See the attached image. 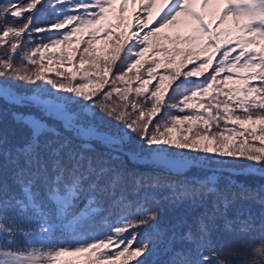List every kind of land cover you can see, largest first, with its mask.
<instances>
[{
	"label": "snow or ice",
	"instance_id": "6c2138e0",
	"mask_svg": "<svg viewBox=\"0 0 264 264\" xmlns=\"http://www.w3.org/2000/svg\"><path fill=\"white\" fill-rule=\"evenodd\" d=\"M44 3L0 0V79L71 94L72 100L56 96L60 102L55 104L40 96L36 100L59 115L79 139L96 130L77 125L76 115L66 109L69 103L83 102L85 110L98 108L121 122L124 132L103 139L114 152H124L134 134L136 150L124 152L129 159H139L145 148L156 154L168 148L200 154L192 156L191 163L183 157L176 161L187 167L211 156L245 158L253 171L240 174L264 179V0H139L153 26L136 10L137 0H49L54 18L39 25L37 13ZM50 31L55 34L45 42L42 34ZM25 42L33 46L24 48ZM57 48L58 55L52 53L45 63L46 53ZM188 65L193 66L185 70ZM199 77L204 78L191 79ZM6 95L11 94L0 85V99ZM168 110L178 114L156 119ZM25 123L28 140L11 150L0 134V158L9 159L21 192L19 197L5 195L0 181V264H150L156 244L139 229L157 221L159 212L145 206L139 208L142 216L121 215L115 223L105 217L106 231L91 229L89 221L101 211V198L115 195L123 173L108 160L86 155L90 145L77 150L67 137L58 139L60 133L43 121ZM245 133L262 146H249ZM45 134L57 139L42 143ZM111 159L120 157L113 154ZM217 181L213 174L185 182L176 198L213 195L214 209H227L236 194L230 198ZM37 182L51 208L40 198ZM240 198H255L264 205V185L259 190L242 188ZM81 199L85 203L79 207ZM10 208L17 219L8 216ZM238 222L241 232L252 227L249 220ZM226 227L231 230L230 224ZM260 227L264 233V221ZM208 237L201 218L195 233L189 228L180 236L196 245L198 259L180 250L170 264H226L219 259L223 249L214 250ZM170 239H176L175 233ZM252 252L249 264H264V236Z\"/></svg>",
	"mask_w": 264,
	"mask_h": 264
},
{
	"label": "trees",
	"instance_id": "16d2710c",
	"mask_svg": "<svg viewBox=\"0 0 264 264\" xmlns=\"http://www.w3.org/2000/svg\"><path fill=\"white\" fill-rule=\"evenodd\" d=\"M3 2L7 3V0H3ZM48 2L49 0H45L44 6L37 13L36 23L39 25H47L54 18L51 15ZM138 5L137 2L135 8L139 10ZM132 11L133 6L130 4L127 15L130 16ZM146 21L149 23V26L154 25V20L148 18V16ZM54 34V31L42 34L44 41L47 42L48 38ZM102 38L103 34L98 37L95 43V47L98 49L102 46ZM33 39L38 42L36 37ZM84 39H88V37L85 36ZM32 46L26 42L23 45L24 48ZM64 47L68 46H61V48ZM70 47H77V45L72 44ZM80 47H83V45H80ZM61 48L49 50L46 53L44 62L47 63V57L51 56L52 53L58 55ZM235 54L233 53V55ZM2 55H4V49L0 47V56ZM52 58L55 60L56 57L53 56ZM15 62L19 63L20 61L17 58ZM53 66L56 67L55 64ZM192 66L188 65L185 70L190 69ZM67 67L69 66H64V68ZM61 70L64 69L62 68ZM208 74L205 73V75ZM203 78L191 79L194 82H198L199 80H203ZM0 84L5 86L7 92L10 94L11 90L17 91L33 100L20 99L12 94L0 99V134L7 137V144L5 145L7 149L11 150L15 146L22 145L28 140L30 128L25 123V120H27L26 118H35L58 131L60 133L58 139L63 140L65 137L70 139L71 147L77 150H79L81 144L90 145L91 151H87L85 153L86 155L93 157L94 160L97 157L108 160L109 166H113L123 173L124 181L116 189L115 195L101 198V211L93 220L89 221V227L91 229L106 231L107 224L105 223V217H107V223H115L116 219L121 215H131L132 217L142 216L144 213L139 211V208L146 206L150 210H157L159 212L157 221L139 229L142 237L149 236L156 244V251L149 257L150 264H170L171 260L177 258L180 250L186 252L188 258L193 260L198 259L196 245L182 241L180 236L189 228L195 233L197 230V222L201 218L207 223L209 230L208 238L211 241L213 249H223L219 256L220 260L225 261L226 264H249L253 259L252 247L259 245L262 236H264L260 227L262 221H264V205H261L255 198L241 199L240 196L242 194V188L259 190L260 186L264 185V179L259 174L241 175V172L230 171L234 167L231 161L232 158L219 157L221 158L220 160H213V158L209 157V159L202 160L201 163H198L196 167L179 166L169 160L152 158V156L154 158L163 156L173 160L183 157L191 162L190 158L192 156L200 155L187 150L180 151L172 148H168L159 154L145 148L139 159H129L124 152L136 150L138 144L137 137L131 134V141L123 146L124 152H114V148L107 146L102 139L105 135L124 132V125L114 118L108 117L98 108L92 111L85 110L83 102L69 103L66 106L68 111L76 115L77 124L86 125V127L92 126L98 132L99 136L102 134L100 136L102 139L94 135L85 139H79L73 130L66 129L65 123L60 117L48 112L36 100V97L40 96L41 99L51 100L55 104L60 102L55 99L56 96L66 97L72 100L71 94L57 93L55 89H51L47 85L43 89H38L36 85L3 79H0ZM94 99H99V97H94ZM113 99H116V97L113 96ZM13 114L18 115L14 118ZM175 114H178L175 110H168L167 113H161L156 119H161V116L167 119L168 116ZM21 116L24 117V120L19 118ZM229 127H232V125H229ZM245 137L248 138L249 146L255 142L259 144L258 141H254L251 137H248L247 133H245ZM54 139L57 138L49 134L41 137L42 143L45 140ZM238 139L242 141L243 138L238 137ZM239 146L238 144L237 147ZM141 147H143L142 144ZM113 154L119 155L120 159L112 160L111 156ZM44 155L47 159L46 153ZM143 155L147 156L148 159L143 158ZM209 164L215 167L210 168L209 166H205ZM0 165H2L0 166V181L4 184V194L11 197L21 196L20 188L15 183L14 168L9 159L0 158ZM49 173L51 174V167H49ZM213 174L218 178L217 187L221 191L227 190L230 198L232 193L236 194L234 202L227 209L221 205L219 211L215 210L213 207V195H208L207 197L194 196L183 199L176 198L180 193L181 184L185 182L191 184L194 179L203 180ZM137 178L141 179L142 182L140 184L135 183V179ZM36 187L39 189L40 198L51 208L52 205L45 198L43 185L37 182ZM84 203L85 201L81 199L78 201V206L82 207ZM8 216L17 219L14 208L9 209ZM209 217L213 218L209 219ZM238 218L240 221L249 220L252 227L241 232V224L238 222ZM228 224L231 225V230L226 227ZM173 233L176 235L175 240L170 239ZM20 241L21 238L16 237V242L19 243ZM229 249L232 250L231 253ZM71 258L66 257V259Z\"/></svg>",
	"mask_w": 264,
	"mask_h": 264
},
{
	"label": "rangeland",
	"instance_id": "374dc122",
	"mask_svg": "<svg viewBox=\"0 0 264 264\" xmlns=\"http://www.w3.org/2000/svg\"><path fill=\"white\" fill-rule=\"evenodd\" d=\"M137 2H138V6H139V10L138 9H136L137 11H139L141 14H142V18H144L145 20H146V18H147V12H146V10H144L143 8H141V6H140V3H139V0H137ZM0 85H2V84H0ZM11 94L13 95V96H15V97H18V98H20V99H28L29 101H33L31 98H29V97H27V96H24L22 93H20V92H17V91H12L11 90ZM39 105H42V104H40V103H38ZM42 107L44 108V109H46L48 112H51L53 115H55V116H57V117H60L59 115H57V114H55L53 111H51L48 107H45L44 105H42ZM61 118V117H60ZM27 120H32V118H26ZM77 124V123H76ZM77 125H79V124H77ZM84 127H86V125H83ZM102 134H100V136H101ZM94 136L95 137H97V138H100V139H102L100 136H99V134H98V132H95V134H94ZM102 141L103 142H105L104 141V139H102ZM256 146V147H261L262 145H260V144H257V142H255L254 144H252L251 146ZM143 158H147L148 159V157L147 156H144L143 155ZM152 158L153 159H157V160H166V161H172V162H175L176 163V161H178V160H180L179 158H175V159H173V160H171V159H169V158H165V157H163V156H159V157H155L154 158V156H152ZM210 158H213V160H217V159H221V158H219L218 156H211ZM232 162H233V166L234 167H232L231 168V170L230 171H232V172H244V173H249V171H253V169H251V168H247L246 167V165H248L249 163H252V162H249V161H247L245 158H232V160H231ZM189 163H191V162H189ZM204 163V162H203ZM206 167L207 166H209L210 168H214L215 166H211L210 164L209 165H205Z\"/></svg>",
	"mask_w": 264,
	"mask_h": 264
}]
</instances>
